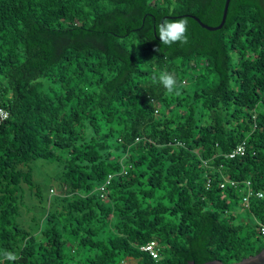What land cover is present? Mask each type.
Here are the masks:
<instances>
[{
    "label": "trees",
    "instance_id": "obj_1",
    "mask_svg": "<svg viewBox=\"0 0 264 264\" xmlns=\"http://www.w3.org/2000/svg\"><path fill=\"white\" fill-rule=\"evenodd\" d=\"M225 2L0 0V264L231 263L264 248V0H230L218 30L190 16L218 25ZM182 17L188 42L160 44L156 25ZM162 71L178 94L153 83Z\"/></svg>",
    "mask_w": 264,
    "mask_h": 264
},
{
    "label": "clouds",
    "instance_id": "obj_2",
    "mask_svg": "<svg viewBox=\"0 0 264 264\" xmlns=\"http://www.w3.org/2000/svg\"><path fill=\"white\" fill-rule=\"evenodd\" d=\"M188 19L182 17L176 20L163 19L156 25V32L160 44L171 46L175 43L186 44L188 42L187 33ZM159 51V46L154 48ZM153 83L162 85L167 93L178 94L179 81L175 72L162 71L154 75ZM6 257L11 260L17 259L12 253H5Z\"/></svg>",
    "mask_w": 264,
    "mask_h": 264
},
{
    "label": "built area",
    "instance_id": "obj_3",
    "mask_svg": "<svg viewBox=\"0 0 264 264\" xmlns=\"http://www.w3.org/2000/svg\"><path fill=\"white\" fill-rule=\"evenodd\" d=\"M10 118V111L3 105L2 99L0 97V123L5 122ZM245 146H246V141L244 140L242 143H240L232 152L228 154V157L234 158L237 155H243L245 152ZM112 178V175H109L108 179L106 180L105 183H103L99 187V191L101 193L102 197H106L107 193V185L110 182ZM234 184V182H232ZM226 183H222V187H224ZM248 185H250V182H247ZM253 195V191L247 192L246 195L243 197V202L245 203L246 206L249 205L250 197ZM256 195L259 197L263 196V193L261 192H256ZM260 234L262 238L264 239V224L260 225ZM142 250L149 252L153 258L157 259L160 256V244L156 240H152L146 245L141 247Z\"/></svg>",
    "mask_w": 264,
    "mask_h": 264
},
{
    "label": "water",
    "instance_id": "obj_4",
    "mask_svg": "<svg viewBox=\"0 0 264 264\" xmlns=\"http://www.w3.org/2000/svg\"><path fill=\"white\" fill-rule=\"evenodd\" d=\"M229 4H230V0H226L225 7L223 10L222 20L218 25H215V26L204 23L196 15H190V16H192L194 19H196L201 24L202 27L209 29V30H218V29H221L226 22ZM189 264H264V248L261 251H259L258 253L249 255L247 257L242 258L240 261H235V262H231V263H226L221 259H214V260H209V261H206L203 263H197L194 260H190Z\"/></svg>",
    "mask_w": 264,
    "mask_h": 264
},
{
    "label": "rangeland",
    "instance_id": "obj_5",
    "mask_svg": "<svg viewBox=\"0 0 264 264\" xmlns=\"http://www.w3.org/2000/svg\"><path fill=\"white\" fill-rule=\"evenodd\" d=\"M243 205V200L240 199L238 205L235 208V211L241 212L243 214V216L245 217L244 219H248L250 218V215L248 214L247 210H244L242 208ZM23 219L26 220V223H30L32 220V216L34 215V207L32 206V202H28L26 203V206L23 207ZM255 247H261L264 246V239H260L259 241H255L254 243Z\"/></svg>",
    "mask_w": 264,
    "mask_h": 264
}]
</instances>
